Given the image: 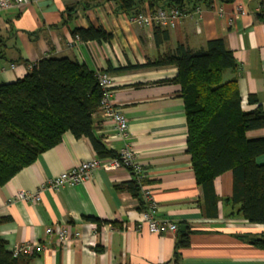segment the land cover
<instances>
[{
	"label": "crops",
	"instance_id": "0c3cea01",
	"mask_svg": "<svg viewBox=\"0 0 264 264\" xmlns=\"http://www.w3.org/2000/svg\"><path fill=\"white\" fill-rule=\"evenodd\" d=\"M196 7L189 4L184 16L161 26L169 32V39L161 43H156L155 24L131 23V14L116 11L115 0H31L0 11V37L5 44L0 83L24 77L43 57H68L95 72H108L112 99L127 118L128 140L143 166L157 215L179 224L177 232L139 228L145 204L117 188L133 179L124 166L99 167L84 182L46 188L39 201L19 198V192H35L53 176L99 157L89 137L67 131L58 144L0 185V215L10 216L0 224V236L8 249L33 244L31 264H264V247L251 242L264 238V223L250 222L238 213L239 205L225 200L233 193L231 170L214 179L217 215H205L202 189L187 152L181 86L160 82L174 77L177 68L146 65L179 43L200 49L208 40L222 38L238 61L235 69L224 72V79L237 78L245 110L264 107V0H204ZM150 10L145 3L143 11ZM90 26L102 27L110 37L82 40L73 34L76 28ZM250 96L258 101L250 102ZM94 119L95 136L118 152L122 140L113 122L101 112ZM248 135L264 136V129ZM257 160L263 163L264 154ZM140 194L143 200L142 189ZM93 222L100 224L98 230ZM62 224L80 230L81 239L62 244L55 234L46 233L48 226ZM182 224L183 231H191L190 242L180 248L176 260Z\"/></svg>",
	"mask_w": 264,
	"mask_h": 264
},
{
	"label": "trees",
	"instance_id": "16d2710c",
	"mask_svg": "<svg viewBox=\"0 0 264 264\" xmlns=\"http://www.w3.org/2000/svg\"><path fill=\"white\" fill-rule=\"evenodd\" d=\"M116 11L132 14L177 7L186 11L204 0H115ZM209 1V0H206ZM77 6V5H76ZM68 8L69 12L75 7ZM156 43L169 39V32L154 27ZM74 35L82 40H101L110 35L102 27L76 28ZM4 40L0 37V59L5 57ZM146 65H174V77L160 82L181 86L187 118V152L191 156L195 177L202 189L205 215L216 216L219 198L214 179L231 170L233 193L226 201L239 205L238 213L253 223H264V136L251 138L248 132L264 129V107L245 110L236 77L225 80L224 72L235 69L238 61L224 39L214 38L200 49L179 43ZM140 66V65H139ZM132 66V67H139ZM103 91L96 72L68 57H43L28 73L12 82L0 83V185L20 169L31 164L39 154L58 144L67 131L76 137L91 139L99 157L116 156L94 134V115L99 112ZM250 102L258 101L255 96ZM140 197L141 185L134 179L117 185ZM10 216L0 215V224ZM94 219V218H93ZM97 220V219H94ZM100 222V221H99ZM191 231H182L175 247L189 245ZM264 247V238L251 241ZM34 253L14 256L0 236V264H31Z\"/></svg>",
	"mask_w": 264,
	"mask_h": 264
},
{
	"label": "built area",
	"instance_id": "2783aa9c",
	"mask_svg": "<svg viewBox=\"0 0 264 264\" xmlns=\"http://www.w3.org/2000/svg\"><path fill=\"white\" fill-rule=\"evenodd\" d=\"M30 2L31 0H0V11L10 8L14 4H27ZM195 10L198 13L201 11L199 6ZM184 15L185 11L177 7H159L154 11H138L132 13L130 15V22L140 26L153 24L167 26L172 25L176 19ZM75 37L80 39L79 35H75ZM96 77L103 91L99 112L102 113L103 117L113 122L116 129V136L122 140L118 154L116 156L95 157L84 160L69 170L53 176L47 182L43 183L37 191H22L19 192L18 197L29 201H39L41 199V192L46 188L58 190L64 186L84 182L90 179L94 170L99 167L106 170H113L124 166L132 171L133 179L141 185L142 189L145 208L141 212V221L138 224L139 228L146 226L147 230L151 233L177 232L179 230V224L177 222L168 218H161L157 215L158 206L152 190L144 183L146 174L143 166L138 162L137 152L128 140L130 134L127 118L121 108L115 105L112 99L111 88L113 80L111 75L106 71H98L96 72ZM93 225L97 230L100 227L98 222H93ZM46 233L48 235L55 234L58 242L62 244H73L80 240L82 236L81 231L74 228L71 224L48 226ZM33 246L30 243L16 244L12 248L13 255L18 256L21 253H32Z\"/></svg>",
	"mask_w": 264,
	"mask_h": 264
},
{
	"label": "water",
	"instance_id": "95a60500",
	"mask_svg": "<svg viewBox=\"0 0 264 264\" xmlns=\"http://www.w3.org/2000/svg\"><path fill=\"white\" fill-rule=\"evenodd\" d=\"M185 229V226L182 224L181 226H180V230H184Z\"/></svg>",
	"mask_w": 264,
	"mask_h": 264
}]
</instances>
